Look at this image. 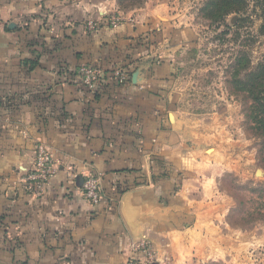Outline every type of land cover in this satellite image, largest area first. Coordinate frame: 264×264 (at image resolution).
<instances>
[{"label": "crops", "instance_id": "1", "mask_svg": "<svg viewBox=\"0 0 264 264\" xmlns=\"http://www.w3.org/2000/svg\"><path fill=\"white\" fill-rule=\"evenodd\" d=\"M177 15L165 3L0 0V264H125L140 239L151 264H186L229 243L230 206L209 197L218 174L206 169L220 148L201 147L178 112L173 53L194 34ZM84 66L104 72L94 89ZM39 143L56 172L37 197L23 178ZM90 174L98 204L82 191Z\"/></svg>", "mask_w": 264, "mask_h": 264}, {"label": "rangeland", "instance_id": "2", "mask_svg": "<svg viewBox=\"0 0 264 264\" xmlns=\"http://www.w3.org/2000/svg\"><path fill=\"white\" fill-rule=\"evenodd\" d=\"M99 2L102 8L111 5L121 10L165 3L178 14L182 27L193 29L194 35L185 34V42L173 53L178 112L203 141L201 147L220 148V162L211 166L208 162L206 168L218 174L209 197L229 203L230 237L224 246L214 244L220 255L196 257L186 264H264V134L249 116L251 93L235 84L236 75L244 80L249 71L264 64L262 7L248 0L244 11L214 22L204 16L207 0Z\"/></svg>", "mask_w": 264, "mask_h": 264}, {"label": "built area", "instance_id": "3", "mask_svg": "<svg viewBox=\"0 0 264 264\" xmlns=\"http://www.w3.org/2000/svg\"><path fill=\"white\" fill-rule=\"evenodd\" d=\"M119 21L120 17H116L112 20V24L115 25ZM80 73L83 85L90 89L95 88L104 74L101 68L94 66L81 67ZM128 76V73L122 68L116 69L114 73L116 82L121 84L127 81ZM55 172V160L52 152L47 145L39 143L35 148L33 165L23 178L25 191L32 196H42L50 185ZM82 191L90 203H100L103 198L101 194V176L97 174L85 176ZM135 252L139 254L131 257L125 264H151L155 259V251L146 239H140L136 243Z\"/></svg>", "mask_w": 264, "mask_h": 264}, {"label": "trees", "instance_id": "4", "mask_svg": "<svg viewBox=\"0 0 264 264\" xmlns=\"http://www.w3.org/2000/svg\"><path fill=\"white\" fill-rule=\"evenodd\" d=\"M258 5L262 7L264 13V0H256ZM248 6V0H207L203 8L204 16L215 21H223L228 15L232 13H240ZM264 33V23L261 27ZM112 71V79L114 73ZM81 74V73H80ZM101 82V81H100ZM235 84L237 88L246 90L251 93V100L253 102V109L249 114L251 120L254 122L256 129L264 134V64L249 71L246 78L235 77ZM96 88V87H95Z\"/></svg>", "mask_w": 264, "mask_h": 264}, {"label": "water", "instance_id": "5", "mask_svg": "<svg viewBox=\"0 0 264 264\" xmlns=\"http://www.w3.org/2000/svg\"><path fill=\"white\" fill-rule=\"evenodd\" d=\"M136 76H137V74H135L134 77H136ZM257 173L260 174L261 173V170H258Z\"/></svg>", "mask_w": 264, "mask_h": 264}]
</instances>
